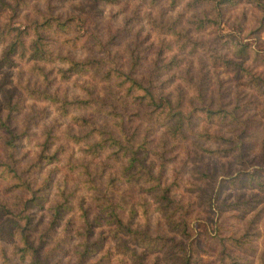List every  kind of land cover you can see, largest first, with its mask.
<instances>
[{
    "label": "trees",
    "instance_id": "16d2710c",
    "mask_svg": "<svg viewBox=\"0 0 264 264\" xmlns=\"http://www.w3.org/2000/svg\"><path fill=\"white\" fill-rule=\"evenodd\" d=\"M120 1L0 0V151L5 153V156H0V183L6 181L7 187L14 190L9 201L0 197V238L14 242L13 253L23 264H52L48 254L53 248L43 251V245L47 238L52 237L63 213H68L63 231L70 228L75 208L82 221L76 228V234L81 237L79 243L83 246L80 257L89 256L101 246L99 236L90 241L89 238L94 224L105 220L113 226L108 228L109 231L119 234L121 241L127 236L146 249L169 244V249L183 251L181 264L197 263L193 242L182 248L179 241L152 236L143 228L125 223L120 214L126 207L125 201L119 196L112 200L110 195L118 192V185L123 184L119 192L121 195L126 194L128 189H136L144 194L152 192L169 203L173 202L168 196L169 186L161 178L164 165L159 164V171L154 173V162H150V131L157 127L164 129L163 140H183L195 134L205 141L226 143L203 148L209 154L231 153L240 160L245 152L244 139L238 134L226 138L205 127L194 129V116L199 109L208 120L221 124L237 118L224 104L211 108L201 102L198 105L186 102L187 94L182 86L183 82L192 83L194 67L190 56L197 51H206V58L212 64L231 69L234 75L241 78L242 86L264 85V77L250 65L249 44L240 37L241 18L232 24L233 30H217L215 37L219 38L224 50L208 46L201 35H196L208 27H218L222 18L221 8L237 0H167L170 9L180 2L185 3L184 9L191 16L184 20L181 19L187 11L177 10L168 14L163 7L156 12L145 10L146 23L156 31L159 39L155 54L148 53V49L143 52L135 44L120 50L113 49L116 39L128 33L131 25L113 27L106 22L103 27L100 18L102 6ZM157 1L149 0L151 5ZM256 3L264 10L263 1L256 0ZM202 4L214 10L211 16L206 13V8L198 9L201 14L192 10ZM136 15L137 11L135 18ZM136 40L129 41L135 43ZM144 45V48H150L154 41ZM77 50L85 54L75 56ZM200 62L203 67L205 64L209 66V62ZM50 73H59L56 80L65 84L61 92L57 87L52 88L54 79ZM16 74L20 76L17 80ZM23 74L27 75L23 78L26 83L20 82ZM68 82L73 87L71 91ZM170 84H176V95L166 87ZM196 90L195 98L203 101L200 88ZM27 141H35L33 145H37L38 150L32 151L36 159L26 168L18 163L17 151ZM63 154L69 162V169L77 167L82 176H72L75 186L70 190H66L69 178H62V184H55L56 194H60L61 198L51 204L52 212L46 228L33 238V225L29 226L33 220L30 210L43 207L46 192L53 188L55 182L49 171L38 184H34V177L27 174L29 166L39 168L42 162L58 163ZM261 169L245 174L249 184L260 192L264 191V167L261 166ZM104 172L107 173L105 183L101 181ZM199 172L205 175L203 180L204 177L216 179L208 164H204ZM243 173L223 174L221 178L230 180L234 185L241 181ZM221 178L216 179L218 186L224 182ZM78 181L82 182L96 206L95 216L91 219L85 199L75 205L70 198L79 186ZM200 188L204 190L202 186ZM212 188L214 190L206 200L202 199L207 205H213L211 202L216 201L221 190L217 186ZM22 191L28 192V196L20 193ZM255 194L254 191L243 199L238 196L231 202L217 200L214 204L218 209L223 205L241 213L251 210L248 222L239 232L232 230L221 238V245L216 250L217 264H253L245 255L230 251L228 243L248 249L258 235L256 225L264 214V208H252L257 199L264 200V193L254 199ZM178 206L174 203L170 209ZM173 228H180L183 233L185 224L177 223ZM7 260L9 258H5Z\"/></svg>",
    "mask_w": 264,
    "mask_h": 264
},
{
    "label": "rangeland",
    "instance_id": "374dc122",
    "mask_svg": "<svg viewBox=\"0 0 264 264\" xmlns=\"http://www.w3.org/2000/svg\"><path fill=\"white\" fill-rule=\"evenodd\" d=\"M77 1L75 0V2ZM260 1L264 2V0ZM184 5V2H180L177 6L170 9L168 8L167 0H158L152 5L149 0L139 2L121 0L117 4L102 6V19L100 18V22L103 27H105L106 22H110L113 27L131 25L128 33L116 39L117 43L113 45V49L120 50L126 46L135 44L136 48H141L143 52L148 49V53L155 54L156 48L159 45V39L156 31L147 25L143 12L145 10L156 12V10L162 7L165 8V13L168 14L176 13L177 10H183L184 12L187 11L183 19H181L184 20L189 16L187 15L189 11L184 9ZM199 8H206V13L210 16L214 11L205 4L194 6L192 10L201 14L198 11ZM135 11H137L136 18L134 16ZM263 11L259 8L256 0H237L236 3L221 8L222 18L218 27H208L204 32L199 31L196 35H201L203 37L201 39L206 40L205 42L208 46L224 50L225 48H223L224 46L221 44L219 38L215 37L217 30L219 29L218 32L233 30L231 29L232 24L237 18H241L242 30L240 31V37L249 44L250 65L257 73L264 77ZM127 17H130L131 20H127ZM133 38H136L137 42L133 43L129 41ZM148 41H154V45L151 46L153 49L151 47L144 48V44ZM81 53V50H77L75 56H79ZM82 54L85 53L83 52ZM190 57H192L191 61L194 67L192 69V83L187 81L183 82L182 85L187 94L186 102L190 101L193 104L201 102V104L211 108L224 104L227 106L226 108L234 112L233 114L237 118L232 122L221 124L217 121L208 120L203 115L202 109H199L198 115L194 116V129L199 130L205 127L209 131L220 133L226 138H231L235 134H238L245 142V152L241 156L242 159H237L231 153L214 155L205 152L203 150L205 147H219L226 143L205 141L202 138H197L195 134L189 135L187 139L183 140H173L170 138L163 140L165 137L164 129L163 127H157L150 131L152 138L150 144H148V148H151L150 162H154V173L159 171V164L164 165L161 171V178L169 186L168 196L172 198L173 202L169 203L166 199L152 192L146 191L144 194V192L136 189H128L126 194L121 195L119 192L124 186L123 184L118 185L120 190L113 192L110 195V199L115 200L119 196L125 201L126 207L120 211L125 223L143 228L151 233L152 236H165L170 238V240L179 241L182 248L193 242L196 250L195 256L198 260L195 264H217L216 250L221 245V238L232 230L239 232L248 222L251 210L241 213L235 209L226 208L223 205L218 209L214 204L217 200L218 202L219 200L231 202L236 200L238 196H241L243 199L252 195L254 191L256 192L255 196L252 197L254 199L255 197L260 198V194L264 193V191L260 192L252 184H249L248 177L245 175L247 172L262 170L261 166L262 168L264 167V85L260 87L251 85L242 86L241 78L236 74L234 75L231 69L221 67L220 64H212L211 60L206 58V51H197L191 54ZM126 60L127 57L124 58V62ZM200 60L202 62H209V66L205 64L203 67ZM126 66L123 68H126ZM202 73L206 74L201 75ZM49 75L54 79L52 80V88L57 87V90L61 92L65 88V84L59 79L56 80L59 77V73H50ZM25 76L27 75H22L20 79L21 83H26L23 81ZM1 77L2 74L0 73V80ZM19 77L16 74L15 80ZM180 80L184 81L183 79ZM67 85L71 91L73 89L71 83L68 82ZM166 87L172 90V94H177L178 89L176 84H170ZM199 88L203 93V101L195 98L197 94L196 89ZM241 130H245V132L241 133ZM31 136L33 137L34 135ZM34 142L29 143L27 141L24 147L17 151L18 163L22 167L27 168V165L36 159L32 151H37L38 146L33 145ZM259 148L261 149L259 150ZM29 150H31V153H29ZM3 155L5 156V153L0 151V156L2 157ZM204 164H208L209 168L213 170V175L216 179L221 178L223 174L239 175V172L245 173H243L241 181H237L234 185H231L230 180L225 181L221 178L224 182L218 186L216 179L211 180L206 177H204L205 180L202 179L205 175H201L199 169ZM36 167L35 165L29 166L30 171L27 172V174L34 177V184H38L49 171L53 174L55 183L52 189L47 190V198L43 207H40V209L35 207L30 210L33 214V220L29 226L33 225L31 229V236L33 238H36L37 234L46 228L50 213L52 212L50 206L61 198L60 194H56L55 184H62V178H69L70 181H66V184H68L66 190H70L75 186L72 176H77V178H81L80 176H82L78 173L77 167L74 170L69 169L70 165L64 154L58 163L42 162L39 168ZM238 170L244 171L238 172ZM106 174L104 172V176L101 179L104 183L106 181ZM78 185L75 188V192L70 195V198H72L75 205L83 203L85 199V204L89 206L91 219L95 216L96 206L93 205L91 196L83 188L81 181H78ZM7 186L8 182L6 181L0 183V197L9 201L14 195V190L9 189ZM144 186H147V184L144 183ZM214 186L221 189L219 190V196L216 201L211 202L213 205H207L204 200L212 193L214 190L212 187ZM20 193L28 196V192L22 191ZM81 196L84 197L81 199ZM203 198L204 200H202ZM129 202H131V206ZM174 203L179 205L178 208L170 209ZM254 203L255 207L252 210L258 206L264 208V200L257 199ZM76 211L77 208H75L72 224L67 231H63V226L68 213H63L62 219H60L59 225L53 232L52 237L46 239L43 251L53 248L52 252L48 254L50 263L181 264L182 250H171L169 249V244L146 249V247L138 245L127 236L123 237V241H121L119 234L114 233V230L109 231L108 228H113V226L105 220L94 224L93 234L89 238L90 241L99 236L101 246L96 248L95 245L96 249L89 256L80 257L79 252L83 246L79 243L81 242V237L76 234V228H78L82 221ZM177 223L185 224V231L183 233L180 228H173V225ZM256 226L259 229V233L250 244V248L241 249L229 243L228 246L230 251L245 255L253 264H264V214H261ZM65 233L66 236H64ZM1 242L0 264H23L17 260L16 255L13 253L14 242L5 239H2ZM5 258H9V260L5 261Z\"/></svg>",
    "mask_w": 264,
    "mask_h": 264
}]
</instances>
